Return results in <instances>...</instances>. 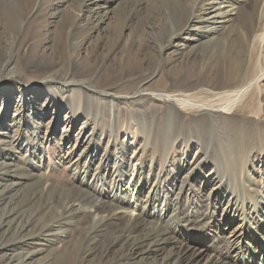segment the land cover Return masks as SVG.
Instances as JSON below:
<instances>
[{"label":"bare ground","instance_id":"6f19581e","mask_svg":"<svg viewBox=\"0 0 264 264\" xmlns=\"http://www.w3.org/2000/svg\"><path fill=\"white\" fill-rule=\"evenodd\" d=\"M43 1L37 0L34 11L39 10ZM10 3L14 2L3 0V8ZM167 4L171 3L61 0L60 4L51 6L50 14L56 19L62 7L71 9L69 15L74 23L63 30L68 63L74 65L81 60L88 62L91 55L85 53L83 41L112 19L119 24L121 36L130 37L131 33L125 36L126 24L139 12L138 5H145L149 11L144 23L149 31L154 27L158 33L171 31L164 43L154 39L159 44L155 63L171 48L189 50V55L201 51L212 63L219 54L226 64L233 63L229 73L232 86L225 89L220 84L207 85L192 93L172 95L160 87L164 84L160 66L132 94H116L88 80L75 81L70 71L56 84L52 74L58 70L54 69L33 87L4 83L0 146L13 149L14 145L18 149L13 154L15 158L0 157V177L8 182L0 184V237L4 239L10 230L18 238L23 234L28 236L32 243L35 238L46 237L45 245L51 250L24 253L17 262L18 259L15 261L8 254L13 249L0 240V254H4L0 264H35L48 253L43 258L47 259L57 250L50 244L61 243L62 236L68 238L70 226L79 232V241L71 250L63 249L59 264H264V0H176L171 6ZM3 11L5 17L13 13L19 17L17 26L11 30L0 77L13 70L8 66L14 56L24 58L26 66L41 72L53 68L51 54L54 53L48 57H28V53L34 47V50L38 47L43 52L51 51L53 39L49 42L47 38L55 33L47 27L40 41L23 47L24 35L31 38L26 29L30 13L19 9ZM85 14L87 19H94L95 25L86 31L84 40L77 42L74 36L83 29L78 23ZM8 22L6 18L5 25ZM127 40L117 48L109 45L108 53L129 50L131 45ZM41 85H45L43 89ZM45 88L52 89L51 96L59 97H68L75 90L81 96V99L76 97L77 106L86 96L93 97L97 103L107 101L117 118L119 106L139 105L134 112L123 109L131 122L139 121L138 126L134 125L137 133L143 122L155 120L158 113L143 108L150 101L162 104L181 121V112L195 113L190 123H180L174 138L188 151L183 149L175 164H169L166 171L157 169L160 172L155 175L153 168H159L157 162L146 163L142 157L127 153L128 150L135 153V138L129 143L121 142L113 150L105 137L100 138L101 143L96 141L92 145L93 130L82 116L77 117L80 121L77 134L69 138L74 120L69 123L66 115L52 110L55 103L52 100L47 103L49 96L40 102ZM16 95L18 99L14 100ZM68 102L67 98L61 104L68 107ZM239 114L244 117L240 118ZM30 118L36 124L29 125L33 136L26 141L20 137L23 124L20 122ZM48 118L50 125L44 123ZM124 132L130 134V127ZM189 132L193 133L192 137L188 136ZM51 143L61 145L57 164L47 162ZM189 151L200 153L195 164H191ZM62 167L72 175L67 190L51 181L45 171H58ZM66 219L68 223L64 225ZM172 219L176 220L175 227L168 225ZM216 240L221 247H212ZM49 259L36 264H48Z\"/></svg>","mask_w":264,"mask_h":264},{"label":"rangeland","instance_id":"374dc122","mask_svg":"<svg viewBox=\"0 0 264 264\" xmlns=\"http://www.w3.org/2000/svg\"><path fill=\"white\" fill-rule=\"evenodd\" d=\"M2 1L3 0H0V66L4 65L5 63L4 61L7 55L9 38L12 33L11 30L17 26L16 21L17 18L19 17V15H16V13H13L9 17H5L3 9H8L11 11H15L19 9V10H23L24 12L30 13L31 17H30V21L28 22V25L26 26V29H27V33L28 34L30 33L31 38H28L27 37L28 35L26 34L24 35V37L21 39V44L23 45V47L27 45H34L36 42L40 41L42 39L41 35L44 33V30L47 27L48 29H50V31H53L55 33V35L47 38L49 42L50 40L53 39L51 43L52 45H54V48L52 49L53 52H51L52 50L43 52V50H40V48L38 47L37 49L34 50L35 48L34 47L33 49L30 48L28 53V57H33L34 55H36L37 57L39 56L48 57V54L54 53L51 55H53L54 57L53 61L55 65L49 71L41 72L40 70H35L34 68H30V66H26L25 62L23 61L24 58L20 56H16V57L14 56V58L10 62V66H8L9 69L13 68V70L12 69L9 70L5 74H3V76L0 77V93H1L0 103L3 101V95L5 93V89L2 88V85L4 83H12L13 84L12 86H18V87L19 84H24L28 87H33L35 86L34 83L36 81H40L41 78H43L45 75H51L53 73L51 71L54 70H58V72H54V74H52L56 84L62 82L64 80L63 78L64 75L70 71L71 73H73V78L75 81H81V82L87 80L89 82L92 81L94 85H96L98 88L106 89L116 94H122V93L132 94L136 90V87L139 85V83L142 82V80L145 81V79L151 77V75L156 70V66L157 67L160 66L161 68L160 73H162V75L164 76V84L163 86L162 85L160 86L162 91L172 95L181 94V93L183 94L192 93L200 88H207L208 86L214 84H220L225 86V89H229V87L232 86L233 84L232 78L229 76L230 70L233 68V63L229 62V64L228 63L226 64L222 56L219 54L215 55L216 56V58L214 57L215 63H212L209 60H207L209 58H206L205 57L206 55H204V53H202L201 51L189 55L188 54L189 50L171 48L169 51L165 52L163 58L159 59L160 61L158 60V62L155 63L157 61L156 58L158 55L157 50L159 44L155 43L154 39L158 42L163 41L164 43L166 41V37L171 33V31L166 30L164 32L158 33V28L155 27L153 29L154 31L153 30L149 31V28L144 23L145 21L144 17L145 15H147L146 13L149 11V7L145 5H138L137 9L139 10V12L136 15H134L132 19L126 24L127 26L125 27L126 29L125 36L131 33L129 35L130 37L128 36H127L128 38L122 37L121 34L119 33V27H118L119 24L116 22V20L112 19L110 23H106L105 25H102L100 29L96 30V32L94 31L87 41H83V43L86 42L83 48L87 50L85 53L89 52L91 55L88 58L89 59L88 62L87 60L85 61L81 60L78 64L73 65L72 63L71 64L68 63V56H67L68 49L66 48L65 45L66 42H65V35L63 30L64 28H68L69 26H72L73 25L72 23H74L73 22L74 19L72 18V16L69 15L71 9L69 8L63 9L62 7V9L58 14L59 17L56 19H52L50 14L51 6L53 4H60L61 0H44L38 11H34L37 0H12L14 3L6 4L7 6L5 8H3ZM165 1L167 3H171V4H167L171 6L176 0H165ZM74 5L77 7L76 3H74ZM86 15L87 14L82 16L84 17L83 21L81 23H78V26H81V28L83 27L84 31L82 29L81 32L79 30L75 34L74 40L77 42L84 40L87 34L86 31L93 28V26L95 25L94 19L89 20L86 18ZM6 18H9V22L7 25H5ZM200 34L201 33H199V35ZM125 39H128L127 41H130L131 47L129 48V50H125L126 52L124 51V53H121L120 51L119 52L117 51L115 54L108 53L109 45H112L117 48L121 43H125ZM32 50L38 51L37 52L38 55L36 52H35L36 54H33L34 52H32ZM83 51L84 50H82L81 53H83ZM118 55L120 56L118 57ZM102 59L103 62L101 63ZM41 86L43 89L45 85H41ZM70 92L73 96L67 95L68 97H66V95H61L59 97L57 96V94L51 96V94L53 93L52 89L45 88L43 92H41L40 94L41 95L40 102L45 101L46 98L49 96L47 99L48 100L47 103H49V100H52L53 103H55L52 110H56L61 115H66L69 123H71V121L74 120L75 125L71 131V135L69 138H71V136H75L78 132L80 121L77 117L79 116L85 117L84 119H86L87 123L89 124V128L93 130L92 132L93 138L91 140L92 145L95 144L96 141L100 142V138L105 137L106 140L110 141L112 147L111 150H113L117 148L118 144H120L121 142L129 143L133 138H135L134 143H137L135 153L131 154L129 150L127 153L130 155H138L139 157H142V160L144 162L146 161V163L151 161L157 162L159 168L158 167L153 168L154 170L153 174L155 175H158L160 172L157 169L166 171L167 169H169L170 165L176 163L178 158L177 156H179V154L183 152V149L186 148V146L182 142L178 140H174V138H177L176 136L179 132L178 127H180L182 123L187 125V123H190L189 120L193 116L196 117L197 115L195 113L181 112L182 114V121H181V118L175 119V116H173V114H171L170 111L166 110L162 104L150 101L149 104H147L143 108L154 109L157 110L158 113L154 116L155 120L148 119L145 122H143V125H141V128L142 127L143 128L138 129V133H137L136 126H134L137 121L131 122L132 120H129L126 112L123 111V109L124 110L126 109L127 111L128 109L133 110L134 112L137 111V107L139 105L135 106V104L133 105L123 104L119 106L118 112L120 113V115L117 118L115 117V113L113 112V109L109 106L110 105L109 102L102 101L100 103H97L96 101H93L94 100L93 97L89 96L87 98L86 96V100L84 99L83 100L84 102L81 101L82 104L80 103L77 106L78 98L76 97H80L81 99V96L78 95V92L76 93L75 90ZM61 97H63V99H59ZM13 98L14 100H17L18 95H16L15 97L13 96ZM67 98L69 101L68 107L61 104ZM14 105L15 104H13L12 106ZM239 117L243 118L244 115L239 114ZM147 118H149V115L147 116ZM84 119L82 118V120ZM27 120H22L20 122L23 123L20 127L21 128L20 137L23 140L25 139L26 141H28V139L33 136L31 135V133L33 132V129H31L32 125L30 127L29 125L31 123L33 125L36 124L34 120H31V118ZM44 123L50 125L49 118L47 120H44ZM138 125H139V121L137 126ZM129 127H130V134L127 133L126 135L124 130ZM133 132H136L134 133V136H133ZM143 133L144 134L146 133V135L145 136L141 135ZM188 136L192 137L193 133L189 132ZM169 137H171L172 139H170ZM112 138L113 140H111ZM172 144L174 146H172ZM17 149L18 147L14 148V145H13V149H10L9 146H5L4 144H1L0 157L11 158V159L15 158L13 154L14 152L17 154ZM47 149H48L47 162L49 164H53V163L57 164L60 161L58 160V158L62 154L61 145L59 146L51 143L50 147H48ZM165 150H168V152ZM185 151H188V149L186 148ZM262 151L264 152V150ZM190 152L192 151H189V153ZM198 153L199 152L190 153L192 154L191 164H195L199 160L198 157H200V153L199 154ZM163 161H165L166 163L163 164ZM146 163L144 164V167L146 166ZM256 166L258 168H261V164L259 163H257ZM63 168L64 167H62L61 169L59 168L58 171L57 170L51 171L50 169H47L45 171L46 174L48 175V178L51 181L58 183L60 187L63 188V190L65 189L67 190L70 187L69 185H70V179H72V175L68 172V170ZM5 179L6 178L4 177H0L1 185L2 183L8 184V182L6 183L4 182L6 181ZM85 186L86 183L83 182L82 187ZM57 200L58 198H56V201ZM66 220L64 225L68 223V219ZM174 224L176 225L175 219H172L168 222L169 227H175ZM69 228L70 231L71 230L72 231L68 235V238L62 236L61 239H63V241L61 243H59L58 241H54L53 243L50 244L52 248H57V250H53L54 252L52 253L50 252L51 254H49L47 259H43V258L48 253L40 256L35 261V264L38 262H44L45 260L47 261L50 258V255L52 254L53 256H51V259H49L50 261L48 264H59V260H63V258L60 257V253L64 251L63 249L67 247V250L69 249L71 250L73 245L79 241L78 238L79 232L76 231L75 228L72 226H70ZM5 235L4 237H2L4 239L1 240L0 237V240L4 241V243L7 242L9 248L13 249L9 251L8 254L13 255L15 261H17L18 259L17 262H20L24 253L30 251H36V250H42V251L51 250V249L48 250V247H46L45 245V241L47 240L46 237L35 238V242L32 243L31 239L28 240V236H23L24 234L22 235L23 237L20 236L18 238L14 230H10ZM20 244H22V246ZM212 247L213 248L221 247L220 241L216 240V242L212 244ZM14 254L16 256H14ZM2 255L4 254H0V260L2 258ZM82 264H86V263L83 262Z\"/></svg>","mask_w":264,"mask_h":264}]
</instances>
